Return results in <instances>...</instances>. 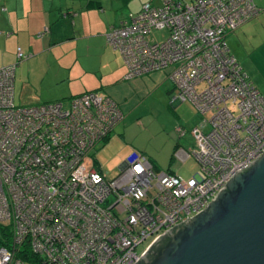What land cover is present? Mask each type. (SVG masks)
I'll return each mask as SVG.
<instances>
[{
  "label": "built area",
  "instance_id": "obj_1",
  "mask_svg": "<svg viewBox=\"0 0 264 264\" xmlns=\"http://www.w3.org/2000/svg\"><path fill=\"white\" fill-rule=\"evenodd\" d=\"M164 5L145 4L107 38L128 67L126 78L174 65L173 96L213 113L191 131L200 171L181 178L132 153L114 177L105 176L90 152L121 121L117 103L90 91L17 106L14 65L0 67V220L15 226L11 247H0V264H24L15 253L26 237L44 264H133L264 153V99L225 40L258 8L251 0ZM152 27L169 31L156 40L147 35ZM16 54L25 57L20 47Z\"/></svg>",
  "mask_w": 264,
  "mask_h": 264
},
{
  "label": "crops",
  "instance_id": "obj_2",
  "mask_svg": "<svg viewBox=\"0 0 264 264\" xmlns=\"http://www.w3.org/2000/svg\"><path fill=\"white\" fill-rule=\"evenodd\" d=\"M76 1L0 0V67L17 63L14 96L17 88L34 92L33 102L26 105L67 99L91 90L105 92L127 81L123 77L126 64L107 38L108 30L115 23L103 15L108 10L107 5L99 1L98 5L91 3L90 6V0H80L84 2L80 5ZM253 3L260 8L258 15L235 28L226 39L240 66L264 96V64L261 72L254 71L248 60L251 51L258 48L263 50L259 54L264 55V0H253ZM40 33L42 35L38 36ZM84 41L88 45L84 57L90 58L92 46L96 50L91 53L99 58L92 68L90 60L81 59L80 47ZM17 47L28 57L18 60ZM95 68H98L96 81L92 82L90 72ZM33 77H39L40 83H32ZM170 92L174 95L172 85ZM173 95L172 104L184 102ZM115 102L121 110L119 103ZM121 112L123 114V110ZM175 133L177 135L172 136L175 143L173 154L185 160L191 152L183 147V135L177 130ZM153 164L155 170L161 171L159 165Z\"/></svg>",
  "mask_w": 264,
  "mask_h": 264
},
{
  "label": "rangeland",
  "instance_id": "obj_3",
  "mask_svg": "<svg viewBox=\"0 0 264 264\" xmlns=\"http://www.w3.org/2000/svg\"><path fill=\"white\" fill-rule=\"evenodd\" d=\"M102 1L107 5L108 10L103 13L106 19L118 24L128 16L130 11L138 10L147 1L153 4H161L162 0H93ZM191 3L193 0H183ZM77 4L83 1L77 0ZM84 4V2H83ZM94 20V18H93ZM158 31V30H156ZM160 39L166 34L164 31L156 32ZM96 50L90 46V58L84 57L88 52V45L84 41L80 47L81 59L90 60V68L96 65L99 60L98 55L92 54ZM261 48L251 51L249 61L253 65L254 71L263 70L264 55ZM92 70L90 78L95 82V72ZM173 67L169 66L145 74L136 76L130 80L120 82L105 92L117 101L123 110L122 120L115 126L111 137L106 142H100L91 150L90 155L95 159L104 173L109 177H114L120 170L122 162L132 153H140L152 163L159 165L161 171H172L181 178H191L200 171V164L195 156L190 153L185 160L175 156L174 141L172 139L176 128H181L186 133L181 136L185 150L192 152L195 141L191 129L198 125L203 118L209 120L213 113L206 111L200 114L196 106L189 100L172 104V93L170 92L173 80L170 77ZM98 80V78H97ZM32 83L39 84L40 78L33 77ZM34 92L16 89L15 103L18 106H25L33 102ZM189 102V103H188ZM208 126L204 128V131ZM146 239L140 244V248L148 244Z\"/></svg>",
  "mask_w": 264,
  "mask_h": 264
},
{
  "label": "water",
  "instance_id": "obj_4",
  "mask_svg": "<svg viewBox=\"0 0 264 264\" xmlns=\"http://www.w3.org/2000/svg\"><path fill=\"white\" fill-rule=\"evenodd\" d=\"M133 264H264V153Z\"/></svg>",
  "mask_w": 264,
  "mask_h": 264
},
{
  "label": "trees",
  "instance_id": "obj_5",
  "mask_svg": "<svg viewBox=\"0 0 264 264\" xmlns=\"http://www.w3.org/2000/svg\"><path fill=\"white\" fill-rule=\"evenodd\" d=\"M164 1L165 0H162V2H161V4H159V5H157V4H153V3H151V2H149V1H147V2H145V3H143L142 5H141V7L138 9V10H136V11H130L129 12V14H128V16L127 17H125L124 19H122L118 24H116V23H114V24H112L111 25V27H110V29L108 30V33L112 30V29H114V28H118L119 26H121V25H124L125 23H127L128 22V20L130 19V18H133V17H136L138 14H140L141 13V11L144 9V5L145 4H148L149 6H150V8H156V9H159V8H164V7H166L165 5H164ZM171 1H173V2H179L180 4H181V6L182 7H184L185 5H191V4H194V3H196L198 0H193L191 3H189V2H185V1H183V0H171ZM226 2H228V1H226ZM251 2L253 3V0H251ZM91 3L94 5V4H97L98 5V3H100L99 1H93V0H90V6H91ZM254 4V3H253ZM255 5V4H254ZM256 6V5H255ZM257 7V6H256ZM258 8V12H260V8L259 7H257ZM258 15V14H257ZM256 15V16H257ZM255 16V17H256ZM254 18V17H253ZM253 18H251V19H253ZM251 19H249V20H251ZM241 25V24H240ZM239 25V26H240ZM238 27V26H237ZM237 27H235V28H237ZM235 28L234 29H231V30H228L227 32H226V34H225V40H226V43H227V39H226V36L231 32V31H233V30H235ZM156 30H158V31H156ZM159 31H164L165 32V34L167 35V32L169 31L167 28H162V29H160V28H151V31L149 30V32L147 33V35L148 34H151L150 36H152V37H154L156 40H162L163 38H165V36L164 37H161L160 39L157 37V34H156V32H159ZM107 33V34H108ZM42 34L40 33V34H38V36H41ZM112 45V44H111ZM228 45V44H227ZM113 46V45H112ZM114 47V46H113ZM229 47V46H228ZM115 48V47H114ZM116 49V48H115ZM118 50V49H117ZM119 51V50H118ZM231 51V50H230ZM23 52V51H22ZM232 53V52H231ZM24 54V53H23ZM121 54V53H120ZM233 54V53H232ZM25 55V57H21V58H18V60H22V59H24V58H26V57H28L26 54H24ZM122 56V55H121ZM123 58V57H122ZM124 60V59H123ZM237 60V59H236ZM238 61V60H237ZM124 63H125V61H124ZM126 64V63H125ZM16 66H17V63H15L14 64V75H15V69H16ZM169 66H172L173 67V70H172V72L174 71V65H168V66H166V67H163V68H159V69H156V70H160V69H165V68H167V67H169ZM126 67H127V65H126ZM242 68V67H241ZM156 70H153V71H156ZM153 71H151V72H153ZM242 71L247 75V79L249 80V81H251L252 83H253V81L249 78V76H248V74L244 71V69L242 68ZM127 72H128V67H127V71H126V73L124 74V79H126V80H129V79H131V78H133V77H131V78H126L125 77V75L127 74ZM151 72H148V73H145L146 75L147 74H150ZM171 72V73H172ZM170 73V74H171ZM145 74H142V75H145ZM142 75H137V76H142ZM134 77H136V76H134ZM254 84V83H253ZM13 85H14V81H13ZM201 85H203L202 83H201ZM255 85V84H254ZM173 86H174V90H175V84L173 83ZM255 87L257 88V86L255 85ZM258 89V88H257ZM259 90V89H258ZM86 92H90V91H86ZM91 92H94V90H91ZM95 92H101V91H95ZM259 92H260V90H259ZM83 93H85V92H83ZM83 93H80V94H83ZM80 94H77V95H80ZM260 94L262 95V93L260 92ZM77 95H74V96H77ZM74 96H71V97H69V98H67V99H62V100H55V101H64V102H66V101H68L69 99H71L72 97H74ZM262 97H263V99H264V96L262 95ZM14 101H15V96H14ZM55 101H48V102H41V103H37V104H30V105H40V104H46V103H50V102H55ZM184 101H188V100H184ZM191 102V101H190ZM192 103V102H191ZM16 104V103H15ZM193 104V103H192ZM18 106V105H17ZM25 106H29V105H25ZM235 107V106H234ZM198 110V109H197ZM199 111V110H198ZM200 114H204V113H201V112H199ZM123 118V117H122ZM122 120V119H121ZM200 121H202V119L200 120ZM200 121H199V123H200ZM119 123V122H118ZM117 123V124H118ZM116 124V125H117ZM115 125V126H116ZM115 126L113 127V129L115 128ZM179 128V127H178ZM178 128L176 129L177 130V132L180 134V135H184L186 132L184 131V130H182L181 128V130L182 131H184L183 133H180L179 131H178ZM113 129L111 130V132L110 133H108V135L106 136V137H104V141H102V142H106L107 140H108V138H109V136L111 135V133H112V131H113ZM193 129V128H192ZM192 129H191V131H192ZM93 149V148H92ZM138 155V153H133V155H132V157L131 158H133V157H136ZM91 156V155H90ZM92 157V156H91ZM93 158V157H92ZM151 164H153V163H151ZM94 165H95V167H97V169H99L105 176H107L105 173H104V171L102 170V168L99 166V164L95 161V159H94ZM152 166H154L155 168H156V166L153 164ZM153 167V168H154ZM155 168H154V170H155ZM156 171H159V170H157L156 169ZM164 172H166V173H169V174H172V175H175L174 173H172V171H164ZM175 176H178V175H175ZM108 177V176H107ZM179 177V176H178ZM15 236V226H14V223L13 222H11V220H0V247H4V248H10L11 247V245H12V240H13V237ZM30 238L28 237H26L25 239H23V242H22V244L21 245H19L18 247H17V250H16V253H15V257L16 258H19V259H21L22 261H23V263L24 264H44V257H42V254H40V253H36V252H34L33 250H32V248H31V246H30V240H29ZM151 239V238H150ZM150 239H149V242H150ZM148 242V243H149ZM145 246V245H144ZM143 249V247L142 248H140V246L138 247V250H142Z\"/></svg>",
  "mask_w": 264,
  "mask_h": 264
}]
</instances>
